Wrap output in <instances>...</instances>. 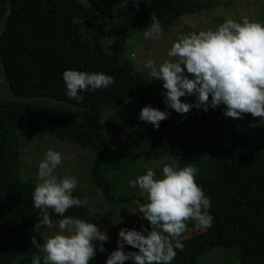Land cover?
<instances>
[{"label":"trees","instance_id":"16d2710c","mask_svg":"<svg viewBox=\"0 0 264 264\" xmlns=\"http://www.w3.org/2000/svg\"><path fill=\"white\" fill-rule=\"evenodd\" d=\"M85 1L87 4L81 0H0V64L16 97L0 99V259L13 261L39 254L31 238L40 242L46 230L37 227L40 210L33 207L31 196L36 182L20 175L19 132L43 133L92 150L91 181L108 202L129 201L116 195L112 171L117 169L114 156L118 148L105 134L100 113L134 98L135 107L114 129L142 137L145 161L165 154L179 157L178 167H196L195 182L211 201V227L187 221V229L196 232L179 240L183 248L175 249L172 264H197L200 255L214 246L237 247L239 264H264V191L254 183L247 161V156L264 152V123L237 124L223 115L224 105L207 111L192 108L186 114L166 109L159 81L137 71L128 59L118 62L131 32L152 22L153 15L160 26L167 27L216 2ZM96 13L110 20L116 17L107 32L111 37L107 47L96 34L84 32V25L93 22ZM65 69L103 72L112 75L115 83L107 89L82 92L84 100L77 103L65 94L61 75ZM180 99L192 103L195 97ZM145 104L170 113L158 129L138 119ZM72 195L86 201L82 193L73 191ZM48 211L53 221L61 218ZM64 215L96 223L86 203L70 207ZM93 243L102 244L104 251H96L89 264H105L107 255L117 247L104 241Z\"/></svg>","mask_w":264,"mask_h":264},{"label":"clouds","instance_id":"9594fccd","mask_svg":"<svg viewBox=\"0 0 264 264\" xmlns=\"http://www.w3.org/2000/svg\"><path fill=\"white\" fill-rule=\"evenodd\" d=\"M151 19L146 35L156 37L161 26L154 15ZM167 57L159 64L152 59L143 64L152 80L162 84L166 109L186 114L192 108L207 111L223 104L225 117L243 118L250 113L264 119V23L246 17L239 22L227 18L215 29L180 34ZM61 75L67 98L77 103L84 100L82 92L107 89L115 83L112 75L103 72L65 69ZM188 95H194L192 103L180 99ZM168 115L167 110L145 104L138 119L158 129ZM61 163L62 154L50 148L37 165L32 203L40 210L37 227L45 226L47 233L41 235L42 243L31 238L39 254L31 256L30 264H89L96 251H104L102 244L93 242L109 239L93 222L64 215L70 207L83 206L86 201L72 195L75 177L54 174ZM197 171L191 164L178 167L165 163L159 176L148 168L129 180L128 186L138 187L144 196L136 212L149 222V228H120L117 247L107 255L105 264L128 260L132 264H171L175 249L183 248L179 239L173 242L172 238L185 231L187 221L211 227V201L195 182ZM49 209L61 217L57 222L50 218ZM124 244L138 251L125 252Z\"/></svg>","mask_w":264,"mask_h":264},{"label":"rangeland","instance_id":"374dc122","mask_svg":"<svg viewBox=\"0 0 264 264\" xmlns=\"http://www.w3.org/2000/svg\"><path fill=\"white\" fill-rule=\"evenodd\" d=\"M215 1L213 6H204L195 12H189L174 20L169 26L162 27L161 32L156 37H149L146 32L151 26V21L135 28L126 40L124 53L120 57L128 59L134 68L148 78H151L148 71L143 68L146 60L152 59L155 63H162L167 59V52L173 41L180 34L189 32L215 29L225 19L232 18L239 22L242 18H248L253 21L264 23V0H202ZM81 2L86 3L85 0ZM87 4V3H86ZM99 14H94L91 19L93 22H87L84 25V32L92 36L97 35L100 43L107 47L110 38L107 35L114 20L104 18ZM94 18V19H93ZM2 25H0L1 31ZM191 77V74H188ZM152 79V78H151ZM211 97L209 96V99ZM0 99L15 100L16 97L10 92L4 77L2 66L0 64ZM45 104H55L50 99H40ZM57 106L59 103H56ZM135 99L130 98L122 102L115 109H105L100 113V121L104 126V132L112 142L117 146V152L114 156L117 169L112 171L116 178L117 196H126L129 201L108 202L102 191L91 181L90 169L94 161V152L90 149L70 143L69 141L55 139L43 133H32L20 131V175L23 178L30 177L36 182V172L38 162L43 158L48 149L59 151L62 154V163L55 170V175L72 176L77 180V186L73 189L75 192L82 193L85 196L86 204L93 215H95L96 226L99 230L105 231L109 237L107 244H116L118 240V230L120 228H136L140 230V225L149 228V222L142 217V214L136 212L138 204L144 202V196L141 190L130 188L129 180L135 179L139 174H143L146 169L152 168L154 172L161 174L162 166L165 163H180L179 157L161 154L155 158L145 161L144 144L142 137L137 134L127 136L114 129L115 124L120 123L122 119L135 107ZM223 105V104H221ZM220 105V106H221ZM237 124H255L264 123V119L253 117L250 113L243 114V118H233ZM249 168L251 170L254 183H258L264 191V152L247 156ZM59 220V219H58ZM58 220L54 221L57 222ZM119 220L118 223H116ZM199 231H202L199 230ZM195 230L185 229V231L176 239H183ZM47 233V229L43 234ZM41 240V239H40ZM42 243V240L40 241ZM125 252L138 251L132 246L124 244ZM31 258V257H30ZM30 258L18 256L13 261L0 259V264H30ZM124 264H132L131 260ZM172 264V261H171ZM197 264H239V250L237 247L225 248L214 246L207 249L200 255Z\"/></svg>","mask_w":264,"mask_h":264}]
</instances>
